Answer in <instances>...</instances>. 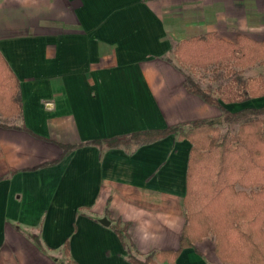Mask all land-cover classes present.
Returning <instances> with one entry per match:
<instances>
[{
  "label": "crops",
  "instance_id": "obj_1",
  "mask_svg": "<svg viewBox=\"0 0 264 264\" xmlns=\"http://www.w3.org/2000/svg\"><path fill=\"white\" fill-rule=\"evenodd\" d=\"M212 34L263 42L264 0H0V53L23 106L0 123V264H133L117 223L142 261L180 249L190 143H95L200 121L235 133L186 89L174 54ZM247 106L264 98L224 105ZM215 248L210 236L175 264H228Z\"/></svg>",
  "mask_w": 264,
  "mask_h": 264
},
{
  "label": "trees",
  "instance_id": "obj_2",
  "mask_svg": "<svg viewBox=\"0 0 264 264\" xmlns=\"http://www.w3.org/2000/svg\"><path fill=\"white\" fill-rule=\"evenodd\" d=\"M182 67L221 73L227 83L216 95L188 76L186 89L209 105L224 111V122L238 130L223 131L215 123L195 122L164 130L137 132L95 144L106 148L143 145L175 136L191 145L186 196L187 224L177 252H161L140 260L131 252L128 225L113 229L133 264H175L180 254L213 236L216 256L228 264H264V107L227 111L224 105L247 104L264 98V75L245 77L264 66V41L238 36L235 43L216 35L191 38L174 52ZM23 113L20 82L0 53V116L16 118ZM78 146H64V155ZM2 151L0 148V158ZM68 249V245L66 246Z\"/></svg>",
  "mask_w": 264,
  "mask_h": 264
},
{
  "label": "rangeland",
  "instance_id": "obj_3",
  "mask_svg": "<svg viewBox=\"0 0 264 264\" xmlns=\"http://www.w3.org/2000/svg\"><path fill=\"white\" fill-rule=\"evenodd\" d=\"M257 67L254 68V73H252L253 75H258L262 71H264V68L262 69V68H259V66ZM183 68H185V71L188 74L187 76L193 77L194 80L197 83H199L203 89L210 90V92L213 95H216V91L218 88L222 87L224 84L227 83V79L222 73L216 76L210 71H204V70H194L193 71V70H190L189 67H183ZM7 121L8 120H4L3 118L0 119V123H7ZM9 123H12V122H9Z\"/></svg>",
  "mask_w": 264,
  "mask_h": 264
},
{
  "label": "water",
  "instance_id": "obj_4",
  "mask_svg": "<svg viewBox=\"0 0 264 264\" xmlns=\"http://www.w3.org/2000/svg\"><path fill=\"white\" fill-rule=\"evenodd\" d=\"M101 224L109 226L110 222L107 219H103V220H101Z\"/></svg>",
  "mask_w": 264,
  "mask_h": 264
}]
</instances>
